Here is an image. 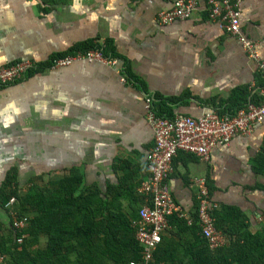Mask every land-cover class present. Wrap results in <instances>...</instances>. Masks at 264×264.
<instances>
[{"label":"crops","instance_id":"obj_1","mask_svg":"<svg viewBox=\"0 0 264 264\" xmlns=\"http://www.w3.org/2000/svg\"><path fill=\"white\" fill-rule=\"evenodd\" d=\"M171 7L169 0H0V66L46 64L86 45L111 48L117 59L114 67L44 66L0 88V189L11 175L22 195L34 184L46 189L78 176L82 188L105 204L101 214L124 217L136 238L143 206L138 189L148 179L154 144L146 99L152 98L156 114L162 99L174 118L230 114L234 93L242 90L248 100L240 109L263 102L258 63L209 18L206 1L198 0L190 19L162 25L158 15ZM240 10L242 35L258 44L264 59V0H241ZM263 146L264 121L248 136L214 148L207 160L179 152L168 182L173 200L191 219L198 206L192 182L205 178L218 211L241 214L230 220L226 213V228L245 220L252 234L261 232L264 174L254 170V160ZM114 190L120 192L117 199ZM171 219L158 246L162 264H189L201 234L180 231ZM11 234L9 213L0 203V240Z\"/></svg>","mask_w":264,"mask_h":264},{"label":"trees","instance_id":"obj_2","mask_svg":"<svg viewBox=\"0 0 264 264\" xmlns=\"http://www.w3.org/2000/svg\"><path fill=\"white\" fill-rule=\"evenodd\" d=\"M97 48L94 45H86L54 56L46 64L37 63L38 69L30 72L28 76L44 66L50 68L56 58L71 55L79 50ZM111 53H113L111 48L104 50L106 57L112 56ZM128 77L132 79V76ZM235 94L236 99L232 104V108L235 109H231L228 112L230 114L243 107L248 100L245 90L237 91ZM159 102L158 116L164 117V114H167L173 117L166 103L162 99H159ZM254 170L264 174V146L254 160ZM15 180V175H11L5 181L0 189V203L8 211L11 224L10 210L16 212L18 218H26L28 223L22 232L12 226L13 234L0 240V254L7 257L4 264H138L140 262V247L135 236L130 233V227H126L129 222L122 216L116 219L103 216L101 210L106 208L105 204L98 200V194L88 188H82V179L78 176L72 175L62 181L53 182L46 189L34 184L25 195L13 187ZM110 193L117 199L120 192L114 190ZM13 198H16L17 202L13 208H10L8 204ZM87 198H91L90 202ZM92 205L95 206L94 210L91 208ZM226 213L230 214V220L233 218L238 220V216L241 215L237 210H229ZM226 213L218 210L214 213L218 230L222 231L229 240V244L216 253L209 250L206 240L200 235L197 214L192 216L191 225L185 219L172 217L171 223L180 231L191 229L200 235L197 237L198 245L192 246L196 251L191 254L192 259L189 264H264V227L261 232L252 234L245 220H239V223H233L234 226L226 228L228 220ZM23 235L25 237L19 243L18 239ZM44 238L46 245L41 246ZM162 260L163 251L160 246L155 254L154 264H162Z\"/></svg>","mask_w":264,"mask_h":264},{"label":"built area","instance_id":"obj_3","mask_svg":"<svg viewBox=\"0 0 264 264\" xmlns=\"http://www.w3.org/2000/svg\"><path fill=\"white\" fill-rule=\"evenodd\" d=\"M208 16L218 23L229 35L237 37L248 57L258 63L264 77V59L260 58L258 44L247 39L241 32V0H205ZM171 9L160 12L158 20L162 25H170L176 21L188 20L194 16L198 0H169ZM99 63L114 67L117 59L106 57L101 48L77 51L71 55L56 58L51 67L63 68L76 63ZM37 62L25 60L10 66H0V88L26 79L30 72L38 69ZM263 102L260 105L248 104L234 114L220 115L207 113L193 118L178 116L168 119L158 116L152 108V98L146 99V116L153 130L154 144L148 152V179L141 184L138 193L143 199L140 219L137 223L136 241L141 246V261L138 264H154L155 253L162 242L163 234L168 230L170 219L176 216L186 219L191 225L193 220L186 217L181 206L177 204L167 184L173 173V160L179 153L192 154L208 159L212 150L218 146H227L238 135L248 136L256 124L264 121V89L260 91ZM196 188V209L201 237L206 240L211 252L216 253L228 244L222 231L216 226L214 213L218 205L214 202L205 178H197L192 182ZM15 198L8 207L13 208ZM12 226L22 232L28 223L26 218H18L11 211ZM18 239L21 243L22 239ZM5 258L0 254V264Z\"/></svg>","mask_w":264,"mask_h":264},{"label":"rangeland","instance_id":"obj_4","mask_svg":"<svg viewBox=\"0 0 264 264\" xmlns=\"http://www.w3.org/2000/svg\"><path fill=\"white\" fill-rule=\"evenodd\" d=\"M147 165H148V163H147ZM168 182H169V177H168V179H167V184H168ZM225 237H226V236H225ZM226 239L228 240L227 237H226ZM228 241H229V240H228ZM228 244H229V242H228ZM228 244H227V245H228ZM227 245H226V246H227ZM154 261H155V258H154Z\"/></svg>","mask_w":264,"mask_h":264}]
</instances>
